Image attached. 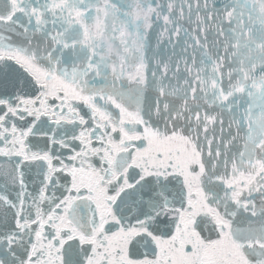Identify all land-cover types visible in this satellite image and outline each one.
Returning <instances> with one entry per match:
<instances>
[{"label": "snow or ice", "instance_id": "1", "mask_svg": "<svg viewBox=\"0 0 264 264\" xmlns=\"http://www.w3.org/2000/svg\"><path fill=\"white\" fill-rule=\"evenodd\" d=\"M0 264H264V0H0Z\"/></svg>", "mask_w": 264, "mask_h": 264}]
</instances>
